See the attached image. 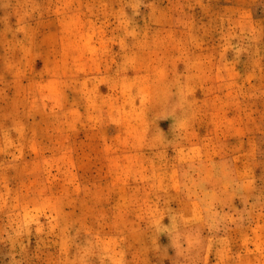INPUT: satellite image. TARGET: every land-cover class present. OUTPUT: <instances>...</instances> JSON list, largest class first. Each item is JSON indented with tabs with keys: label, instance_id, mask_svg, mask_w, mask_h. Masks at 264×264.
<instances>
[{
	"label": "rangeland",
	"instance_id": "374dc122",
	"mask_svg": "<svg viewBox=\"0 0 264 264\" xmlns=\"http://www.w3.org/2000/svg\"><path fill=\"white\" fill-rule=\"evenodd\" d=\"M0 264H264V0H0Z\"/></svg>",
	"mask_w": 264,
	"mask_h": 264
}]
</instances>
